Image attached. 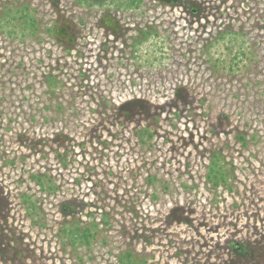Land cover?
<instances>
[{"label": "rangeland", "instance_id": "374dc122", "mask_svg": "<svg viewBox=\"0 0 264 264\" xmlns=\"http://www.w3.org/2000/svg\"><path fill=\"white\" fill-rule=\"evenodd\" d=\"M118 7L0 0V264H264V0Z\"/></svg>", "mask_w": 264, "mask_h": 264}, {"label": "trees", "instance_id": "16d2710c", "mask_svg": "<svg viewBox=\"0 0 264 264\" xmlns=\"http://www.w3.org/2000/svg\"><path fill=\"white\" fill-rule=\"evenodd\" d=\"M101 2L102 0H92V2H90V0H78V3H83V6L85 5H90L92 4L93 2ZM164 2V0H161ZM168 1L171 5H176L178 4L179 0H166ZM84 2H87L84 3ZM115 3L117 4V6H119V10H123V9H126V10H129L131 8H136V7H139L141 4H142V0H115ZM23 10H21V16L20 17H24L25 19V25L26 27H30L33 32L35 33V31L38 30V22H37V19L31 15L30 12L28 13H23L22 12ZM28 11V9H27ZM70 28H68L67 26H64L63 24H59V23H55L53 24L51 27L48 28V33L51 34V36H53L55 39H57L60 43H66V40L69 38L70 34H71V31L69 30ZM223 35H225L223 33ZM238 35V34H236ZM222 36V35H221ZM228 41H230L228 44H227V49H232L233 46L231 45L232 44V41H234V39L230 38ZM238 53H241L242 56H245L246 54H244L243 52H240V50L238 51ZM234 58L237 59L239 58V56L235 53L234 54ZM142 132H139V134H141L142 137H144L145 135H148V136H151V134L149 133V130L147 128H143L141 130ZM211 178L215 179V180H218L217 182H219L220 180L222 181H225L226 179V173H223V172H215V170L213 169L212 172H211V175H210ZM43 177H37V180L41 182V179ZM44 185V184H42ZM77 230H69V229H66L69 234L71 236H75V237H83V238H88L89 237V229H81V228H76ZM65 230V229H64ZM79 231L81 232V235H78L79 234ZM74 237V238H75ZM243 244H234L233 246V249L235 250H238L240 253H239V259L241 260H244L247 258L249 252H247L246 250H243L245 247L242 246ZM122 260H124L122 263L123 264H135L136 261L132 258L130 252H125L124 254V258L122 257Z\"/></svg>", "mask_w": 264, "mask_h": 264}]
</instances>
